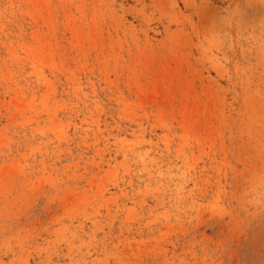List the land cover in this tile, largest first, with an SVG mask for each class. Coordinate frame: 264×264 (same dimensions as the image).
<instances>
[{
    "label": "rangeland",
    "instance_id": "374dc122",
    "mask_svg": "<svg viewBox=\"0 0 264 264\" xmlns=\"http://www.w3.org/2000/svg\"><path fill=\"white\" fill-rule=\"evenodd\" d=\"M0 264H264V0H0Z\"/></svg>",
    "mask_w": 264,
    "mask_h": 264
},
{
    "label": "bare ground",
    "instance_id": "6f19581e",
    "mask_svg": "<svg viewBox=\"0 0 264 264\" xmlns=\"http://www.w3.org/2000/svg\"><path fill=\"white\" fill-rule=\"evenodd\" d=\"M31 34V33H30ZM31 37V36H30ZM47 81V80H46ZM127 84V83H126ZM51 86V85H50ZM46 99H47V97H46ZM56 105V104H55ZM94 105V104H93ZM60 106V105H59ZM29 108V107H28ZM30 109V108H29ZM34 111V110H33ZM32 111V112H33ZM26 112H28V111H26ZM11 117V116H10ZM97 121V120H96ZM50 122V121H49ZM37 128V127H36ZM42 128V127H41ZM35 130V129H34ZM57 134V133H56ZM184 138V137H183ZM58 139V138H57ZM121 139V138H120ZM140 160V159H139ZM149 163V162H148ZM106 168V167H105ZM149 173V172H148ZM41 174V173H40ZM97 185V184H96ZM98 191H99V189H98ZM99 193V192H98ZM29 194V193H28ZM78 198V197H77ZM107 199V198H106Z\"/></svg>",
    "mask_w": 264,
    "mask_h": 264
}]
</instances>
